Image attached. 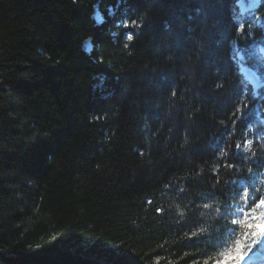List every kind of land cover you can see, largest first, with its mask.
<instances>
[{"label": "trees", "instance_id": "trees-1", "mask_svg": "<svg viewBox=\"0 0 264 264\" xmlns=\"http://www.w3.org/2000/svg\"><path fill=\"white\" fill-rule=\"evenodd\" d=\"M238 2L0 0V264L231 245L240 182L264 192V85L238 65L264 81V0Z\"/></svg>", "mask_w": 264, "mask_h": 264}, {"label": "snow or ice", "instance_id": "snow-or-ice-1", "mask_svg": "<svg viewBox=\"0 0 264 264\" xmlns=\"http://www.w3.org/2000/svg\"><path fill=\"white\" fill-rule=\"evenodd\" d=\"M132 39L133 35L128 34L127 40ZM104 87H107V82ZM172 95L175 96L176 93L173 92ZM251 143L252 141L246 142L247 145ZM235 147L239 149L240 145L237 144ZM248 171L251 173V169ZM258 175L251 179H257ZM232 199L239 201L236 205H232L236 209L235 216L231 219V224L234 226L232 229L234 239L230 246L220 251L214 262L205 260L204 264H248L254 250H256L255 253L264 250V192H260L254 182L247 184L240 182L238 194ZM225 207L229 205L225 203Z\"/></svg>", "mask_w": 264, "mask_h": 264}, {"label": "rangeland", "instance_id": "rangeland-1", "mask_svg": "<svg viewBox=\"0 0 264 264\" xmlns=\"http://www.w3.org/2000/svg\"><path fill=\"white\" fill-rule=\"evenodd\" d=\"M254 2V1H253ZM252 2V4L253 5H255V3H253ZM241 6H242V8L243 9H246L247 7L246 6H244L243 4H241ZM97 19L98 20H101V16H100V14H98L97 13ZM86 48L87 49H91V45H90V43H86ZM241 69L243 70V72H244V74H245V77L248 79V81L249 82H252V85L254 86V87H257V84H255L256 82H257V76H256V74L252 71V70H250V69H248V68H246V67H241ZM258 82H259V80H258ZM254 257V256H253ZM253 257H251V258H249V261L253 258ZM248 261V262H249Z\"/></svg>", "mask_w": 264, "mask_h": 264}, {"label": "bare ground", "instance_id": "bare-ground-1", "mask_svg": "<svg viewBox=\"0 0 264 264\" xmlns=\"http://www.w3.org/2000/svg\"><path fill=\"white\" fill-rule=\"evenodd\" d=\"M241 67H243L242 65H241ZM242 70V69H241ZM242 72H243V70H242ZM244 73V72H243ZM249 79V78H248ZM255 84H257V82L255 83Z\"/></svg>", "mask_w": 264, "mask_h": 264}]
</instances>
